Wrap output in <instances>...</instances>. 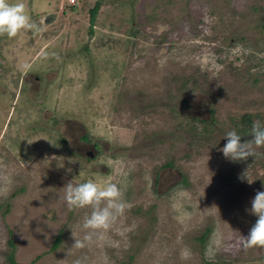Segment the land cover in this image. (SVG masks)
Masks as SVG:
<instances>
[{
    "label": "rangeland",
    "instance_id": "374dc122",
    "mask_svg": "<svg viewBox=\"0 0 264 264\" xmlns=\"http://www.w3.org/2000/svg\"><path fill=\"white\" fill-rule=\"evenodd\" d=\"M94 1L23 0L42 31L0 36V264L9 238L20 264H264L243 239L264 147L221 151L251 139L244 113L264 123V0H101L90 33ZM84 131L93 158L62 140ZM88 180L126 207L75 248L91 208L63 188Z\"/></svg>",
    "mask_w": 264,
    "mask_h": 264
},
{
    "label": "clouds",
    "instance_id": "9594fccd",
    "mask_svg": "<svg viewBox=\"0 0 264 264\" xmlns=\"http://www.w3.org/2000/svg\"><path fill=\"white\" fill-rule=\"evenodd\" d=\"M25 30L37 34L42 31V27L27 13L23 0H0V36L14 38ZM224 138L227 142L221 151L226 159L238 161L255 157L258 153L254 149L264 147V123L253 121L251 139L242 142V137L235 130L228 131ZM63 189L64 200L69 208H91L90 215L85 217L82 225L84 229L91 231L83 239H75L73 236L75 242L72 247L75 248H84L94 235L109 229L126 207L124 193L116 183L100 185L88 180L74 185L70 181ZM250 213L257 219L248 235L243 237L245 247H264V191L256 192L251 200ZM76 264L80 262L77 261Z\"/></svg>",
    "mask_w": 264,
    "mask_h": 264
},
{
    "label": "flooded vegetation",
    "instance_id": "af4514ba",
    "mask_svg": "<svg viewBox=\"0 0 264 264\" xmlns=\"http://www.w3.org/2000/svg\"><path fill=\"white\" fill-rule=\"evenodd\" d=\"M35 79H39L38 75H35ZM67 122H68V127L70 128L74 121L72 118H67ZM78 123V122H77ZM79 126H83L82 124L78 123ZM71 130L73 129H69L68 134H70ZM62 140L64 142H66L70 147V150L77 154V155H81L85 158H93L95 156V154H97V152L100 149V142L99 141H93L91 140L89 134L87 131H84L80 134H78L76 136V138H74L73 136L69 137H62ZM166 162H164L165 164ZM167 167H170L169 164H165Z\"/></svg>",
    "mask_w": 264,
    "mask_h": 264
},
{
    "label": "trees",
    "instance_id": "16d2710c",
    "mask_svg": "<svg viewBox=\"0 0 264 264\" xmlns=\"http://www.w3.org/2000/svg\"><path fill=\"white\" fill-rule=\"evenodd\" d=\"M100 1L101 0H95L93 5L89 8V31L90 33H92L93 31V25H94V20L96 18V14H97V11L100 7ZM263 25H264V22H263ZM263 40H264V36H263ZM183 99V98H182ZM242 122L247 124V125H252L253 124V121L251 119V114L246 112L242 115ZM201 121H206L205 119H202L200 118ZM247 128L244 127L243 130H246ZM165 164H169L171 165V161L168 160L166 161ZM6 211V210H5ZM208 230H209V227H206L202 232L201 234L198 236V239L199 240H203L205 235L208 233ZM60 239H61V231L55 236L52 244H51V247L54 248L56 247L59 243H60ZM8 244L10 246V250L8 253H6V259L8 260V262H10L11 264H20L15 256H14V251H15V243H14V240L13 238H9L8 239Z\"/></svg>",
    "mask_w": 264,
    "mask_h": 264
},
{
    "label": "built area",
    "instance_id": "2783aa9c",
    "mask_svg": "<svg viewBox=\"0 0 264 264\" xmlns=\"http://www.w3.org/2000/svg\"><path fill=\"white\" fill-rule=\"evenodd\" d=\"M70 3H75V0H69Z\"/></svg>",
    "mask_w": 264,
    "mask_h": 264
}]
</instances>
